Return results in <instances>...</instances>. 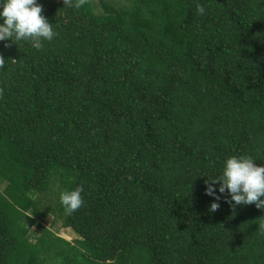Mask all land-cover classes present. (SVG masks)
Listing matches in <instances>:
<instances>
[{
	"label": "trees",
	"instance_id": "16d2710c",
	"mask_svg": "<svg viewBox=\"0 0 264 264\" xmlns=\"http://www.w3.org/2000/svg\"><path fill=\"white\" fill-rule=\"evenodd\" d=\"M38 3L55 38L0 41V264H264V210L205 195L264 165V0Z\"/></svg>",
	"mask_w": 264,
	"mask_h": 264
},
{
	"label": "clouds",
	"instance_id": "9594fccd",
	"mask_svg": "<svg viewBox=\"0 0 264 264\" xmlns=\"http://www.w3.org/2000/svg\"><path fill=\"white\" fill-rule=\"evenodd\" d=\"M84 0H64V5L79 8ZM42 6L38 0H0V41L29 42L37 50L43 47L44 41H52L56 32L46 17L42 15ZM197 14L203 16L206 9L202 4L196 8ZM5 60L0 57V67ZM218 185V188L216 187ZM83 186L74 190L60 192L59 201L69 215L77 212L83 205ZM227 193L225 202L232 207L255 205L264 210V165L247 155L231 156L227 158L219 175L206 181L205 195L212 197L210 212L220 208L219 201ZM264 232V223L259 225Z\"/></svg>",
	"mask_w": 264,
	"mask_h": 264
},
{
	"label": "rangeland",
	"instance_id": "374dc122",
	"mask_svg": "<svg viewBox=\"0 0 264 264\" xmlns=\"http://www.w3.org/2000/svg\"><path fill=\"white\" fill-rule=\"evenodd\" d=\"M52 216H49L46 221H44V226L50 228L56 235L65 239L66 241L72 242L77 239V235L71 229H63L60 227V221L52 224Z\"/></svg>",
	"mask_w": 264,
	"mask_h": 264
}]
</instances>
